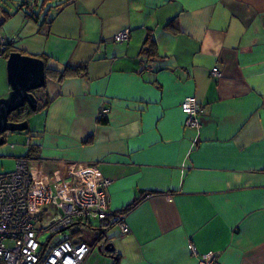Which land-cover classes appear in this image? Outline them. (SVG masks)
I'll return each instance as SVG.
<instances>
[{
	"label": "crops",
	"instance_id": "1",
	"mask_svg": "<svg viewBox=\"0 0 264 264\" xmlns=\"http://www.w3.org/2000/svg\"><path fill=\"white\" fill-rule=\"evenodd\" d=\"M12 1L4 23L0 8V36L13 51L59 71L84 65L34 91L46 106L26 105L32 112L14 120L28 122L16 132L27 151L15 158L35 144L30 171L55 191L78 172L110 179L114 211L145 196L126 212L128 233L107 229L114 251L98 243L84 264H201L209 253L264 264V0H50L45 11L62 3L47 11L50 24L39 7L35 21ZM123 30L129 39L115 41ZM149 32L155 58L141 53ZM7 59L0 52V97L10 91ZM187 96L204 107L200 131L185 126ZM97 227L93 239L72 231L93 243Z\"/></svg>",
	"mask_w": 264,
	"mask_h": 264
},
{
	"label": "built area",
	"instance_id": "2",
	"mask_svg": "<svg viewBox=\"0 0 264 264\" xmlns=\"http://www.w3.org/2000/svg\"><path fill=\"white\" fill-rule=\"evenodd\" d=\"M129 37V30H123L114 39L121 42ZM8 44L0 36L1 50ZM145 68L153 70L151 64ZM211 75L220 78L222 73L214 68ZM181 109L185 126L200 131L204 107L197 98L185 97ZM107 115V109L100 112V117ZM197 143L198 136L193 145ZM110 184V179L78 172L72 185L55 191L32 175L28 159L17 157L13 170L0 173V264H84L98 245L75 239L74 226L79 231L98 226L106 235L108 228L117 225L128 233L126 213L111 209ZM188 248L191 255L198 254L194 244L189 243ZM200 262L222 264L216 253L202 255Z\"/></svg>",
	"mask_w": 264,
	"mask_h": 264
},
{
	"label": "water",
	"instance_id": "3",
	"mask_svg": "<svg viewBox=\"0 0 264 264\" xmlns=\"http://www.w3.org/2000/svg\"><path fill=\"white\" fill-rule=\"evenodd\" d=\"M7 79L10 91L7 96L0 97V144L4 143L5 134L28 129L27 120L14 121L10 115L26 105L34 111L37 109L34 91L46 84V63L41 57L12 51L7 59ZM99 248L114 251L111 243Z\"/></svg>",
	"mask_w": 264,
	"mask_h": 264
},
{
	"label": "trees",
	"instance_id": "4",
	"mask_svg": "<svg viewBox=\"0 0 264 264\" xmlns=\"http://www.w3.org/2000/svg\"><path fill=\"white\" fill-rule=\"evenodd\" d=\"M20 2V5L17 7L18 9H25L26 13L31 17L33 18L35 21H38L39 18L37 16V13L34 10L35 7H39L40 8V12H44L45 9V5H47V3L50 1V0H42V3L39 5L38 1L39 0H18ZM62 6V3L60 4H57V5H52L51 7H54V8H58V7H61ZM49 7L48 10L51 8ZM0 8L2 9L4 15H5V18L3 20V23L9 19L10 16H12V13L9 12L6 8H5V4L1 3L0 4ZM47 10V11H48ZM47 11H45V15L42 19V22H46V23H51V18L48 20L47 17H48V14H47ZM176 20H172L170 21L168 24H167V28L171 27V28H174L175 27V22ZM11 44H8L6 49L5 50H0V52L2 54H6L7 57L9 56V53L13 51V49L11 48ZM142 54H147L148 57L150 58H155V56L157 55V50H156V43H155V39L153 38L152 36V33L149 32L148 34V37L147 39L145 40L144 42V45H143V48H142V51H141ZM41 58L45 61L46 63V57L45 56H41ZM84 69V65H79V66H71V65H66L64 67L63 70H57V69H52V68H47L46 67V77H49V76H52V77H58L60 79H63L65 78L66 76H70V75H75V74H78L81 72V70ZM43 106H46V104H39L38 105V108L40 107H43ZM32 111H29V109H25V107H22V108H19L18 110L14 111L11 115H10V119L12 120H18V119H22L25 115L31 113ZM36 151H37V146L35 144L31 145L29 151L26 153L25 156H20V157H24L26 159H30L32 158L35 154H36ZM143 194L139 197V198H136L134 201H132L127 207H125L124 209L120 210V212H129V210H131L133 207H135L138 202H140L142 199H143ZM145 197V196H144ZM94 230H101L100 233H98V236L96 237L95 241L93 243H91L92 246H95V245H98V243H101V242H107V238H106V235L103 234V229L99 228H95ZM78 235H79V232H78ZM109 254V253H107Z\"/></svg>",
	"mask_w": 264,
	"mask_h": 264
},
{
	"label": "rangeland",
	"instance_id": "5",
	"mask_svg": "<svg viewBox=\"0 0 264 264\" xmlns=\"http://www.w3.org/2000/svg\"><path fill=\"white\" fill-rule=\"evenodd\" d=\"M39 2L41 3L42 0H39ZM0 3L5 4V8L9 9V6H11V3H13V1L12 0H0ZM52 4H54V2L50 3L48 7H50ZM2 77H3V69L0 66V80ZM6 80H7V70H6ZM7 83H8V80H7ZM26 139H27V136L25 134L16 133V132L6 137V142L0 145V173L13 170L16 167L15 155H18L20 153H24L27 151ZM94 232L95 231H93L92 228L88 227L86 234H83L82 236H84L86 239H93ZM107 243L108 242H104V245H106ZM104 245L102 244V248H104Z\"/></svg>",
	"mask_w": 264,
	"mask_h": 264
},
{
	"label": "flooded vegetation",
	"instance_id": "6",
	"mask_svg": "<svg viewBox=\"0 0 264 264\" xmlns=\"http://www.w3.org/2000/svg\"><path fill=\"white\" fill-rule=\"evenodd\" d=\"M38 92V91H37ZM36 93V92H35Z\"/></svg>",
	"mask_w": 264,
	"mask_h": 264
}]
</instances>
